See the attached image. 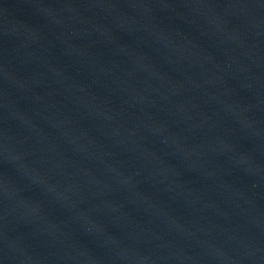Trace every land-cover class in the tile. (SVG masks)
I'll list each match as a JSON object with an SVG mask.
<instances>
[{
	"label": "water",
	"instance_id": "obj_1",
	"mask_svg": "<svg viewBox=\"0 0 264 264\" xmlns=\"http://www.w3.org/2000/svg\"><path fill=\"white\" fill-rule=\"evenodd\" d=\"M0 264H264V0H0Z\"/></svg>",
	"mask_w": 264,
	"mask_h": 264
}]
</instances>
